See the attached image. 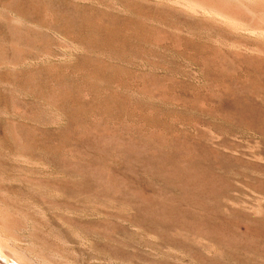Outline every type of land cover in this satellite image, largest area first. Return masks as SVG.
I'll use <instances>...</instances> for the list:
<instances>
[{"label": "rangeland", "instance_id": "obj_1", "mask_svg": "<svg viewBox=\"0 0 264 264\" xmlns=\"http://www.w3.org/2000/svg\"><path fill=\"white\" fill-rule=\"evenodd\" d=\"M177 1L0 0L12 263L264 264V0Z\"/></svg>", "mask_w": 264, "mask_h": 264}, {"label": "bare ground", "instance_id": "obj_2", "mask_svg": "<svg viewBox=\"0 0 264 264\" xmlns=\"http://www.w3.org/2000/svg\"><path fill=\"white\" fill-rule=\"evenodd\" d=\"M173 1H174V0H173ZM183 1H184V0H183ZM224 1H225V0H224ZM236 1H237V0H236ZM176 2L180 3V2L177 1V0H176ZM187 2H188V1H186V4H187ZM192 2H193V1H192ZM198 2H199V1H198ZM262 2H263V1H262ZM181 3H182V1H181ZM181 3H180V4H181ZM188 3H189V2H188ZM183 4H184V3H183ZM186 4H185V5H186ZM192 4H193V3H192ZM205 4H206V3H205ZM233 4H234V3H233ZM185 5H183V6L185 7ZM187 5H191V3H189V4H187ZM194 5H195V4H194ZM194 5H193V6H194ZM198 5H199V4H198ZM201 5L204 6V4H200V6H201ZM238 5H239V4H238ZM241 5H242V4H241ZM243 5H244V4H243ZM191 6H192V5H191ZM193 6H192V7H193ZM206 6H207V5H206ZM225 6H226V5H225ZM188 7H189V6H188ZM195 7H197V5H196ZM198 7H199V6H198ZM198 7H197V8H198ZM260 7H261V6H260ZM186 8H187V6H186ZM199 8H200V11L204 12L203 10H201V9H202V6L199 7ZM204 8H206V7H204ZM187 9H188V8H187ZM189 9H193V8H189ZM207 9L211 11L212 8H208V7H207ZM198 10H199V9H198ZM204 10H205V9H204ZM212 10H213V9H212ZM193 11H194V9H193ZM246 11H247V10H246ZM252 11H253V10L251 9V12H252ZM263 11H264V10H263ZM263 11H262V12H263ZM205 12H206V11H205ZM212 12L214 13L215 11H212ZM212 12H211V13H212ZM223 12H225V11H223ZM248 12H249V11H248ZM206 13H207V12H206ZM208 13H209V12H208ZM211 13H210V14H211ZM253 13H254V12H253ZM204 14H205V13H204ZM210 14H209V15H210ZM220 14H221V13H220ZM220 14H218L219 17L222 16V14H221V16H220ZM228 14H229V13H228ZM231 14H232V13H231ZM231 14H230V15H231ZM255 14H256V12H255ZM207 15H208V14H207ZM214 15H215V13H214ZM214 15H211V16L214 17ZM259 15H260V14H259ZM216 16H217V15H215V17H216ZM217 17H218V16H217ZM217 17H216V18H217ZM223 17H225V16H223ZM236 17H237V16H236ZM260 17H261V16H260ZM229 18H230V17H229ZM222 19H224V18H222ZM226 19H228V18H225L224 20H226ZM230 19H231V18H230ZM253 19H254V18H253ZM224 20H223V21H224ZM232 20H233V19H232ZM232 20H229V19H228V21L233 22ZM234 20H235V19H234ZM242 20H243V19H242ZM237 21H238V20H237ZM237 21H236V22H237ZM227 23H229V22H227ZM240 23H241V22H240ZM243 23H244V22H243ZM233 24L235 25L234 22H233ZM241 24H242V23H241ZM236 25H237V24H236ZM244 25H245V23H244ZM246 25H247V24H246ZM235 27H238V26H235ZM261 27H262L261 30L264 29L263 26H261ZM239 28H240V26H239ZM239 28H238V29H239ZM243 28L246 29V27H243ZM243 28H241V29H243ZM249 28H251V27H249ZM249 28H248V29H249ZM254 28H255V27H254ZM248 29H246V31H247ZM259 29H260V28H259ZM256 30L258 31V29H256ZM261 30H259V31H261ZM250 31H251V30H250ZM250 31H249V32H250ZM253 31H254V30H253ZM251 32H252V31H251ZM254 33H255V32H254ZM258 33H260V32H258ZM261 33H262V31H261ZM251 34H252V33H251ZM263 35H264V32H263ZM13 261H14V260H13ZM16 261H17V260H16ZM16 261H15V262H16ZM18 263H19V262H18ZM0 264H17V263H12L9 259H7L4 255H2V254L0 253Z\"/></svg>", "mask_w": 264, "mask_h": 264}]
</instances>
